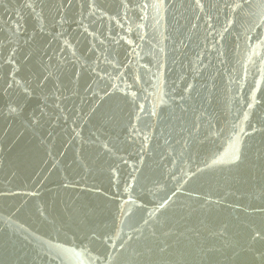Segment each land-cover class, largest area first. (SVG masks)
Instances as JSON below:
<instances>
[{
	"label": "water",
	"instance_id": "water-1",
	"mask_svg": "<svg viewBox=\"0 0 264 264\" xmlns=\"http://www.w3.org/2000/svg\"><path fill=\"white\" fill-rule=\"evenodd\" d=\"M261 236L264 0H0V264H264Z\"/></svg>",
	"mask_w": 264,
	"mask_h": 264
},
{
	"label": "snow or ice",
	"instance_id": "snow-or-ice-1",
	"mask_svg": "<svg viewBox=\"0 0 264 264\" xmlns=\"http://www.w3.org/2000/svg\"><path fill=\"white\" fill-rule=\"evenodd\" d=\"M257 235L259 236V233H258ZM260 238H261V239H264V236H261Z\"/></svg>",
	"mask_w": 264,
	"mask_h": 264
}]
</instances>
